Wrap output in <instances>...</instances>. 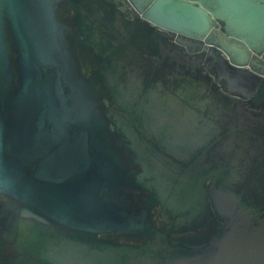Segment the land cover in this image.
<instances>
[{
    "label": "water",
    "instance_id": "95a60500",
    "mask_svg": "<svg viewBox=\"0 0 264 264\" xmlns=\"http://www.w3.org/2000/svg\"><path fill=\"white\" fill-rule=\"evenodd\" d=\"M0 264H264V0H0Z\"/></svg>",
    "mask_w": 264,
    "mask_h": 264
}]
</instances>
